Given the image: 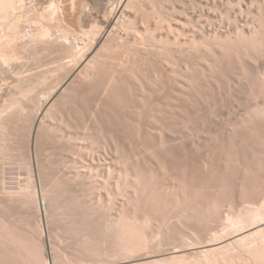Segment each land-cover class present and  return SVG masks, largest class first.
<instances>
[{
  "label": "bare ground",
  "instance_id": "1",
  "mask_svg": "<svg viewBox=\"0 0 264 264\" xmlns=\"http://www.w3.org/2000/svg\"><path fill=\"white\" fill-rule=\"evenodd\" d=\"M64 1L0 0V225L56 221L29 264H264V0Z\"/></svg>",
  "mask_w": 264,
  "mask_h": 264
},
{
  "label": "rangeland",
  "instance_id": "2",
  "mask_svg": "<svg viewBox=\"0 0 264 264\" xmlns=\"http://www.w3.org/2000/svg\"><path fill=\"white\" fill-rule=\"evenodd\" d=\"M64 4L66 3V5H67V9H68V12L70 13H73V11L74 10H71L72 9V1L71 0H65L64 2H63ZM234 101V100H233ZM239 101L237 100V102H236V100H235V102H230V101H226V103H225V101L223 102L225 105V107L223 106V103H222V105L217 109V113H214V114H216V115H214V116H212L213 117V119L215 120V121H213V119L211 120L212 121V123H208V124H206L203 128L206 130V128H207V126H211L210 128L212 129V127H213V130H214V128L217 126V127H219L218 129H224L223 127H225V125L223 126L222 124H221V122L224 124V122L226 121H229V119L231 118V120H234L235 119V117H237L238 115L240 116L241 115V113H242V110H244V102H243V104H242V101H241V104L240 103H238ZM231 103V104H230ZM228 104V105H227ZM227 105V106H226ZM224 107V108H223ZM215 117V118H214ZM234 117V118H233ZM217 118V119H216ZM220 119H222L221 121H220ZM228 123V122H227ZM227 123H226V125H227ZM213 124V125H212ZM223 126V127H222ZM217 127H216V129H217ZM207 129H209V127L207 128ZM187 131H188V134H187ZM186 132H185V130L183 131V133H186L185 135H187V136H185V137H183L182 138V134H180V133H177V135L176 134H171V135H175L174 137H172V139H174L176 142H177V139H178V142L179 141H182V139H183V141L185 140V141H187V142H190L191 140H194L195 138H196V140L198 139V133L196 132H193L192 131V133H190L189 132V130H187ZM169 134V133H168ZM178 134H180V135H178ZM189 134H191V135H189ZM193 134V135H192ZM197 135V136H196ZM169 137H170V134H169ZM170 137V138H171ZM189 137V138H188ZM191 137V138H190ZM193 137V138H192ZM176 138V139H175ZM188 138V139H187ZM174 140H172V141H174ZM151 151H154L153 149H150ZM32 155H33V153H32ZM153 159V156H152V154H150L149 155V159ZM31 160H32V158H31ZM33 164H32V168L33 169H35L36 168V166H35V162H34V159H33ZM150 164L151 165H156L157 163H156V160L155 159H153L152 160V162H150ZM35 168H34V167ZM155 170L156 171H158L159 170V168H155ZM34 172V174H36L35 172H36V170H34L33 171ZM24 177V175H20V179L21 178H23ZM10 181V180H9ZM11 181H14V180H11ZM9 186H11V185H9ZM37 196H38V194H37ZM37 200L38 201H36L35 202V204L33 203V205H32V207L33 208H31V210L32 211H34V213L36 214V215H34V218H33V225L35 226V224H36V222H38L39 220H40V222L42 223V226H44V227H47V225H46V223L48 224V226L50 227H53V225H55V223H56V221H54V219L55 218H53V220H52V217H53V214L51 215L50 214V212H53V211H48V215L49 216H47V217H45V214H43L44 213V211H43V215L42 214H39V212L41 213V211H40V209L38 208V207H36V206H39V198H37ZM36 208V209H35ZM37 208L39 209V210H37ZM18 210H21V209H18ZM18 210H17V212L15 211L14 213H13V216H12V218L10 219L11 221H14L13 219H14V214L16 215L17 213H19V214H17L18 216L20 215V213H21V215H22V213L23 214H25V212H18ZM37 211H38V213H37ZM25 215H27V213L25 214ZM38 215V216H37ZM55 215V214H54ZM35 216H37V217H35ZM21 218H23V217H25V216H20ZM55 217V216H54ZM15 218H17L16 216H15ZM48 218V219H47ZM18 219V218H17ZM24 219V218H23ZM23 219L22 220H20L19 219V222H17L16 224H14L13 222H11V221H9V223H8V221H7V223L6 224H4V228L3 227H1V225H0V236H1V234H2V236H4V237H0V264H29L30 262L29 261H31V259H29V258H31L30 257V254L29 255H26L27 253H28V251L27 250H25V248H28L27 246H29V245H27L26 243H28V240L30 241V237H29V234L27 235V233H29V230H27L28 228H29V226H30V224H28V223H30V221H31V219H28L27 217H26V220L28 219V220H30L29 222H24V221H26L25 219H24V221H23ZM46 219V220H45ZM49 219H51V220H49ZM36 222H35V221ZM24 222V224L23 223H21V222ZM48 221V222H47ZM49 221H51V222H49ZM32 222V221H31ZM53 222V223H52ZM5 223V222H4ZM19 223H20V225H19ZM51 224H53V225H51ZM14 225H16V227L14 226ZM21 225H24L23 227L21 226ZM33 225H32V223H31V226L33 227ZM15 228H14V227ZM30 226V227H31ZM9 227H11V228H14V229H11L14 233H12L13 235L14 234H16L17 235V237H16V235L14 236V238L13 237H11V236H6L9 232L7 231V230H9ZM21 227V232L19 233L17 230L19 229ZM25 227H27V228H25ZM8 228V229H7ZM2 229V230H1ZM16 229V230H15ZM26 229V230H25ZM7 232H6V231ZM23 230H25V232L23 231ZM32 230L35 232V230L34 229H32V228H30V233H34V232H32ZM10 231V230H9ZM24 233H23V232ZM26 231H28L27 233H26ZM21 233H23L22 235H21ZM4 234V235H3ZM24 234H26V237H27V239L25 240V238H23V237H25V236H23ZM35 234H37V232H35L33 235H35ZM33 235H31L30 234V236H33ZM19 236H21V239H20V237ZM8 239H10L11 241L9 242L8 240H7V238ZM35 237L37 238L38 236H36L35 235ZM12 238V239H11ZM23 238V239H22ZM32 238V237H31ZM33 238H34V236H33ZM32 238V239H33ZM40 238V237H39ZM38 238V239H39ZM5 239V240H4ZM25 240V241H24ZM33 240H35V238L33 239ZM71 240V239H70ZM73 240V239H72ZM2 241H4V243H6L7 245H4V243L2 242ZM8 241V242H7ZM27 241V242H26ZM36 241V240H35ZM40 240H37L36 241V243H38ZM69 241V240H68ZM33 242V241H32ZM41 242V241H40ZM70 242V241H69ZM11 244V245H9V244ZM35 243V242H34ZM63 243H65V242H63ZM18 244V245H17ZM26 244V245H25ZM30 245H35V244H31V242L29 243ZM17 245V246H16ZM60 245H64V244H62V242H60ZM65 245H67V252H72V253H76V251H75V249L76 248H78V245L76 246V244H67V243H65ZM5 246H7V247H5ZM10 246V247H9ZM8 248V249H7ZM13 248V249H12ZM9 249H12V250H10V252H12V254L9 252ZM17 249H18V252H17ZM26 251V252H25ZM14 252H16V253H14ZM9 254H10V256H9ZM12 255V256H11ZM71 255V254H70ZM7 256V257H6ZM9 256V257H8ZM18 256H20V257H18ZM29 256V257H28ZM9 258V259H8ZM12 258V259H11ZM29 260H28V259ZM70 258H72V257H70ZM38 259V258H37ZM73 259V258H72ZM74 259H75V257H74ZM73 259V260H74ZM139 260L138 261H147V259H145V258H143V257H140V258H138ZM153 259V258H152ZM149 260H151V259H149ZM9 261V262H8ZM11 261V262H10ZM137 261V262H138ZM8 262V263H7ZM17 262V263H16ZM136 262V260H131V259H123V260H119L118 262H109V263H104V264H133V263H135ZM34 264H40L39 263V261H37V263H34ZM48 264H54L53 263V261L51 260L50 261V263H49V261H48ZM76 264V263H75Z\"/></svg>",
  "mask_w": 264,
  "mask_h": 264
}]
</instances>
